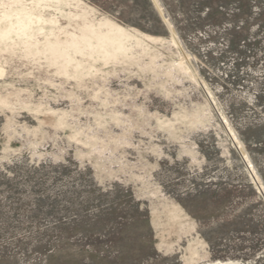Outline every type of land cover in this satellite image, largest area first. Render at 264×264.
Segmentation results:
<instances>
[{
	"label": "rangeland",
	"instance_id": "obj_1",
	"mask_svg": "<svg viewBox=\"0 0 264 264\" xmlns=\"http://www.w3.org/2000/svg\"><path fill=\"white\" fill-rule=\"evenodd\" d=\"M0 264H264V0H0Z\"/></svg>",
	"mask_w": 264,
	"mask_h": 264
}]
</instances>
